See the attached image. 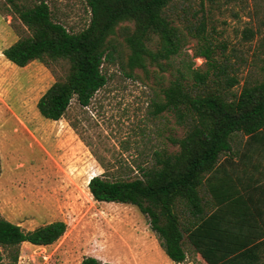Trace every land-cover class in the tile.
I'll return each mask as SVG.
<instances>
[{
  "label": "rangeland",
  "instance_id": "1",
  "mask_svg": "<svg viewBox=\"0 0 264 264\" xmlns=\"http://www.w3.org/2000/svg\"><path fill=\"white\" fill-rule=\"evenodd\" d=\"M42 1L52 20L66 29L78 32L86 25L83 0ZM163 14L183 41L167 70L152 65L147 73L127 70L122 38L132 24L122 23L109 41L113 60L102 65L105 85L86 107L72 99L63 117L50 121L38 115L35 104L50 84L63 79L67 65L32 61L18 68L7 62L2 49L26 30L0 0V218L23 231L65 224L63 235L49 246L20 244L14 262V252L0 247V264H79L83 257L112 264H176L134 206L93 201L86 184L103 168L109 179L134 176L138 167L150 165L154 151L177 150L168 138L182 137L183 127L170 112L155 117L150 112L161 88L177 70L183 72V65L205 70L204 60L192 57L197 42L212 44L220 72L238 82L233 94L245 80L264 77V0H172ZM244 29L253 36L246 40ZM147 45L154 50L155 38ZM215 82L223 85L220 78ZM183 249L181 264H199L184 240Z\"/></svg>",
  "mask_w": 264,
  "mask_h": 264
},
{
  "label": "trees",
  "instance_id": "2",
  "mask_svg": "<svg viewBox=\"0 0 264 264\" xmlns=\"http://www.w3.org/2000/svg\"><path fill=\"white\" fill-rule=\"evenodd\" d=\"M5 1L26 34L2 49L3 58L18 68L32 61H64L67 65L63 79L50 84L36 101V111L45 120L62 118L72 99L86 107L105 85L102 65L113 60L115 47L109 41L120 24H132L122 38L128 49L125 66L129 72L140 69L147 73L150 65L164 72L183 46L179 31L163 14L172 0H83L88 20L78 32L53 21L42 0L30 5ZM197 29L202 31V24ZM243 36L247 40L253 32L244 29ZM154 38L155 49L151 50L147 44ZM212 47L211 43L197 42L192 57L203 59L205 70L191 68L190 62L183 65V72L177 70L178 75L168 80L152 102L151 116L170 112L175 123L183 127L182 137L168 138L177 150L154 151L150 165L138 167L131 177L109 179L101 165L103 173L91 177L86 187L93 201L134 206L147 218L162 252L173 263L185 260L184 240L205 264H262V233L249 235L250 226L243 222L219 221L220 214L201 212L203 177L230 150L237 133L246 137L244 146L262 138L264 151V77L245 80L238 94H233L230 89L238 82L220 72ZM219 78L223 85L215 82ZM64 231L62 221L23 231L0 218V247L14 252L10 256L14 262L20 244L49 246ZM79 264L112 263L83 257Z\"/></svg>",
  "mask_w": 264,
  "mask_h": 264
},
{
  "label": "crops",
  "instance_id": "3",
  "mask_svg": "<svg viewBox=\"0 0 264 264\" xmlns=\"http://www.w3.org/2000/svg\"><path fill=\"white\" fill-rule=\"evenodd\" d=\"M245 140V136L237 133L230 150L204 175L200 188L201 212L207 216L220 214L219 221L238 220L250 226L249 235H264L263 141L256 138L244 146ZM259 249L264 251V245ZM194 257L199 264H205L198 254L194 253ZM261 260L264 264V258Z\"/></svg>",
  "mask_w": 264,
  "mask_h": 264
}]
</instances>
